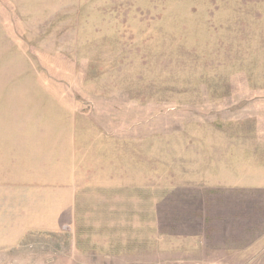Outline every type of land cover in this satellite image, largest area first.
Listing matches in <instances>:
<instances>
[{
	"label": "rangeland",
	"instance_id": "obj_1",
	"mask_svg": "<svg viewBox=\"0 0 264 264\" xmlns=\"http://www.w3.org/2000/svg\"><path fill=\"white\" fill-rule=\"evenodd\" d=\"M2 118L0 264H264V0H0Z\"/></svg>",
	"mask_w": 264,
	"mask_h": 264
},
{
	"label": "crops",
	"instance_id": "obj_2",
	"mask_svg": "<svg viewBox=\"0 0 264 264\" xmlns=\"http://www.w3.org/2000/svg\"><path fill=\"white\" fill-rule=\"evenodd\" d=\"M9 123L6 118L0 119V241L2 245L11 241V239H22L30 232L43 231L44 227L54 229V222L58 225L59 216L61 215V210H59L60 213L58 211L55 212L49 217L48 222L45 223L42 218L44 210L40 207L39 202H35L33 204L34 208L31 206L29 210L27 196L21 197L20 193H16L13 198L11 182L12 158L8 150L10 138L7 133ZM17 190L20 189L17 188ZM58 202L63 205L67 204L63 208L64 213H66L70 204L65 203V200H59Z\"/></svg>",
	"mask_w": 264,
	"mask_h": 264
},
{
	"label": "built area",
	"instance_id": "obj_3",
	"mask_svg": "<svg viewBox=\"0 0 264 264\" xmlns=\"http://www.w3.org/2000/svg\"><path fill=\"white\" fill-rule=\"evenodd\" d=\"M178 264H181V263H178Z\"/></svg>",
	"mask_w": 264,
	"mask_h": 264
}]
</instances>
